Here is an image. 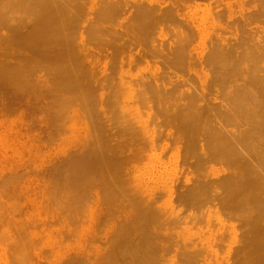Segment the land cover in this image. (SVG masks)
<instances>
[{
    "label": "rangeland",
    "instance_id": "1",
    "mask_svg": "<svg viewBox=\"0 0 264 264\" xmlns=\"http://www.w3.org/2000/svg\"><path fill=\"white\" fill-rule=\"evenodd\" d=\"M9 1L0 0V12L16 19L20 13L14 9L15 5L10 9ZM68 1V10L65 7L71 13L68 18L73 14L75 17V8L80 7L77 16V24H80L74 34V43L76 50L88 57V62L83 60V68L85 66L87 81L93 77L88 84L93 81L94 86H91L96 97L92 99L95 98L97 103V109H94L97 110L94 111L96 116L90 115L89 110L83 112L73 104L68 105V117L55 123L51 120L52 124L47 118L50 115L44 112V116L43 111L38 109H25L24 125H17L16 119L11 125L0 123V264H67L74 258L84 261L95 251L104 255L110 240L113 248L108 255L112 256L116 251L115 228L124 226L127 220L136 221L139 215L133 214L132 202L119 204L122 207H109L110 199H105L97 188H80L75 180L79 176H73L75 172L71 174L72 170L67 168L73 159L83 153L86 139L93 134L96 126L104 125V132H109L111 144L115 145L117 141L114 139L125 134L124 131L122 133L125 115L130 117L129 114L133 113L137 114L133 115V128L140 136L134 148L137 151L144 148V156L141 163L128 161L127 154H122L120 159L125 165L120 171L122 173L119 172L120 179L133 200L141 199L157 213L160 211L161 219L166 228L172 230V235L183 233L181 237L184 241L181 239V242L174 236V239L171 237L173 240L169 236L165 238L167 244L172 245L169 248L163 239L157 240L159 255L164 252L162 264H248L246 255L254 237L251 224L254 227L259 225L262 234L260 243L264 244V219L260 224L253 223L257 220L250 218L248 209L234 208L226 202V190L236 178L241 183L243 173L234 163V158L213 153L208 128L211 125L218 127L217 123L213 124V121L216 122L215 113L210 109L212 111L221 105L226 92L231 89V84L220 82V77L224 76V72L230 75L229 68L235 64L240 65L243 71L248 63L250 70V63L245 59L262 55L264 0ZM142 15H149L155 22L149 37L146 35V42L141 41L137 31L132 29L142 23ZM99 29L104 32L100 37L96 33ZM91 30H96L99 39L96 36L93 37L97 40L92 38ZM217 63L220 65L216 66ZM218 68L221 71H216ZM231 78L229 82L234 80ZM201 107L206 108L205 114L209 112L206 117L210 120H201L203 132L194 136L191 150L190 143L187 144L179 131L175 115L194 114L196 110L203 111ZM40 116H44V120ZM136 122L141 123L138 126ZM249 129L244 120L227 128L233 133L232 140ZM127 164L132 168L131 175L126 174L130 171L126 169ZM261 172L259 178H264V168ZM74 180L77 187L69 185L67 196L83 206L82 212L68 216L60 212L50 214L49 210L40 208L45 200L58 199L57 189L72 184ZM111 209L118 211L116 213ZM168 215L172 218H166ZM166 219L177 221V224L170 225ZM62 237L71 239L63 243ZM178 245L181 250L176 247ZM179 251H182L181 255ZM165 253L169 256L167 259Z\"/></svg>",
    "mask_w": 264,
    "mask_h": 264
},
{
    "label": "bare ground",
    "instance_id": "2",
    "mask_svg": "<svg viewBox=\"0 0 264 264\" xmlns=\"http://www.w3.org/2000/svg\"><path fill=\"white\" fill-rule=\"evenodd\" d=\"M13 1L14 0H10L8 2V6L12 10V8L15 5L14 9L18 10V13H20L16 15V19L14 16L9 17L8 14L0 12V87H1L0 88V123L11 125L16 119L17 125L18 123L20 125H24L23 122H25L24 121L25 109H30V111H32L33 109L35 110L38 109V110L43 111L42 112L43 115L45 113H48V115H50L47 118H50V120L48 119V121H49V124H52L51 120L52 122L54 121L53 123H55V122H59L60 120L62 121L64 118L68 117L66 116L68 115L67 109H70L69 108L70 105L73 106V104H75L78 108L80 107L82 111L89 110L90 115L93 114L94 116H96V112L94 111H97V110H94V109H97L95 108V105H97V103L95 101L96 100L95 98L92 99L93 97H96L94 93L95 91L92 88V86H94V84L92 83L93 81L89 83L90 85L88 84V81L93 80V77L89 79L90 76L88 75L89 80L87 81V79H85L86 77L85 73H87L85 72V66L83 68V65H84L83 60L87 59V62H88V57H86V55L84 54H81L80 51L78 52L76 50L75 43H74V40L76 38L74 37L75 36L74 34L77 28L79 27L78 25L80 24V23L77 24L79 22V20H77L78 19L77 16H79L80 14L78 13V8L80 7L75 8L77 9L76 11L78 15L76 14V16L74 17V14H73L70 18H68L70 16L69 14H71L67 12L69 8L68 0H16L17 3L16 2L14 3ZM11 2L13 5L11 4ZM65 7L67 8V10ZM80 10L81 9H79V12ZM106 14L107 13H104V15ZM65 17L66 19L67 18L68 19L65 20ZM140 21L142 23L137 22L138 23L137 26L133 27L134 26L133 25L132 29L137 31V35L139 36V39H141V41L146 42L147 37H149L148 34H151L150 31L152 30V26L154 25L155 22L153 21L152 17H150L149 15H142V17L140 18ZM103 29L97 30L98 32L96 30L94 31L91 30L92 38H94L97 34L99 37L101 35H104V32H102ZM95 31L97 34H95ZM146 35L148 36L146 37ZM98 36H96V38ZM260 52L262 53V55L257 54L255 56H251L250 58L245 59L246 61L250 63V70H248V63L243 61L244 63H246L245 64L246 67H244L242 71L241 70L242 67L234 63L235 60L237 59L236 58L234 62L233 61L232 62L233 64L237 66L235 65L230 66L229 68L230 75L227 72H224V76L220 77V82L222 83L228 82L227 84L230 83L231 89L229 90L228 93L225 91L226 92L225 100H223L221 105L215 107V109L212 111L210 109V112L215 113L214 116H215L216 122L213 121V124L217 123L218 127L217 125H211L210 128L207 127L209 129V133L211 132L209 135V139L213 147V153L217 155H222L225 157L234 158V163L237 166H239L241 172L243 173L241 176V179H243V181L239 183L236 180L237 178L234 179L233 184L230 187H228V189L226 190L227 192V196L225 195L226 198L224 196L223 197L226 199V202L231 204L234 208L242 207V208L248 209V211L250 212V216H251L250 218L253 220H257V221H252V222L253 223L257 222L258 224H260L262 219H264V202L262 201V198L264 196V178L263 177L259 178V176L262 175L261 171H263V168H264L263 167L264 166L263 165L264 47H262V49L260 48ZM220 55L221 56L219 57L220 59H222L221 52H220ZM218 64L219 63H217L216 66H218ZM260 65H261V68H260ZM216 71H221V68H218ZM237 73L238 75H236ZM232 76L234 80L229 82V79ZM241 81H244L243 82L244 84ZM239 82H241L242 84H240ZM187 92L189 93V90ZM58 94H60L61 96H58ZM182 96H183V93H182ZM181 99L182 97L180 98V100ZM204 100L205 99H203V101ZM94 101H95V104H94ZM171 101H173V98ZM166 103H167V100H166ZM76 106L75 108H77ZM186 106L184 107L186 108ZM181 107L179 106L178 108H181ZM208 107L210 108V106ZM242 109L243 111H246V112L240 111ZM117 110L119 111V109ZM202 110L204 112L201 110L200 111L194 110L195 111L194 114L189 113L186 116L183 115V117H182V114L175 115L177 126L180 127L179 131L180 133H182V136H184L185 139L187 140V144L190 143V147L191 146L194 147L193 146L194 136L196 134L198 136V132L203 130V123L201 120L203 121L210 120V118L206 117V114L209 113L208 112L205 114L206 108L203 107ZM68 112H71V111L68 110ZM134 114L135 113L129 114L130 117H126L125 115V121L123 123L125 129L122 130V133L124 131L125 134H123L122 136L118 135V137L114 139L115 141H117L115 145L111 144L110 135H108L109 132L108 133L104 132V128H103L104 125L103 126L99 125V127L96 126L94 128L95 131L93 130L94 131L93 134L88 136L86 139L87 141L85 142L86 147L85 149L82 150L83 153L82 154L78 153L80 157L77 156L79 158L73 159V161H71L70 163V166H68L67 168V169L72 170L71 174L75 172V175L73 174V176H79L75 178V180L79 183L80 188H83L86 186L91 187L93 189L97 188L99 189V191H101V193H103L105 199L107 200L110 199L111 204L109 207L113 208V207L118 206L119 204L132 202L133 214L139 215V218L136 221L134 220L125 221L123 223L124 226L118 225V228H115L114 227L115 225L112 224L116 231V237L114 238L115 240L113 239L114 241H116L115 242L116 251L113 252L112 256L111 254L108 255L109 252H111L110 248H113V243L109 239L110 240L109 247L105 252L107 256L105 257L106 255L105 253L104 255L103 254L101 255L100 252L95 251L92 253L91 256H88V260L90 261L91 264H162L163 258H161V256L164 252L161 255H159V251H157L159 250V247H158L159 244L156 243L157 240L159 241L163 239V243H165L166 244L165 246L169 248L172 245L167 244V240L165 241V238H168V236H169V239L171 237L173 238L174 236L178 238L180 242H181V239H183L181 237L183 233L182 235H180V233L175 232L172 235L171 234L172 230L170 231L169 228L168 229L166 228V224L163 222V219H161L162 215L160 211H158L157 213L155 211L156 209L154 210L151 206L146 205L145 202L140 201L141 199L133 200L128 194V191L126 190V186L120 179L119 172L121 171L122 167L125 165V162L122 159H120L122 158V154H127L128 161L130 160L139 161V162L143 161L142 159L144 156V151H143L144 148L141 151L140 149L137 151L134 148V146L135 147L137 146L136 142L140 141L139 133H138V136H139V139H138L137 133L133 128V124H135L134 122L135 120L133 119ZM44 116H40V117H42L43 119ZM137 117L135 118L137 119ZM42 119L40 120L42 121ZM131 120L133 121V123ZM243 120H244L245 125L249 126V128L251 129H249L247 132L239 133L236 136V138L232 140L233 133L228 132L227 128L231 124H234L237 121L239 122ZM122 122H123V119H122ZM139 123L141 122L137 123L138 126H139ZM35 125L36 124H34V126ZM115 126L116 124L114 125V127ZM142 128L144 132L143 125H142ZM86 129L87 128H85V130ZM120 131H117V132L120 133ZM145 137H147V135H145ZM121 138L122 140H120ZM126 138H129V139L125 140ZM50 139L49 141H51ZM147 140L149 142V139ZM192 147H191V150H192ZM67 163H69V161ZM128 168L130 169L129 165L126 169ZM126 174L131 175L132 168L130 169V171H127ZM86 178H87V184H86ZM60 180H62V178H60ZM75 180L73 181L72 184L69 183L65 185V187H61L57 189L56 192H57V195H59L58 199L57 198L53 200L47 199L45 200L46 203L42 205L40 208H43L45 211L49 210L50 214H58V212H60L63 215H68V216L73 213L79 214L80 212H82L83 206H81L80 203L77 205V203H75L76 201L74 202L73 200L70 199L69 196H67L69 193L68 191L69 185L77 187V185L75 184L76 183ZM132 182L133 181L131 177V183ZM129 186L131 185L129 184ZM131 187H134V185H132ZM93 189L91 191H93ZM134 191L135 190H133V192ZM94 193H95L94 195H96V192ZM88 194L90 193L88 192ZM194 197H196V195H194ZM142 204H144L143 208H142ZM122 206L123 205H121L120 207ZM126 206L125 208H127ZM108 209H106L107 212H108ZM127 209H130V208L128 207ZM113 211H116L117 213L118 210H113ZM123 211L126 213L125 210ZM132 211L130 212L132 213ZM109 213L108 215L111 216V214ZM116 213L114 212L115 215H118ZM134 215L133 217L135 218ZM115 218H112L114 222H115L114 220ZM127 218L128 217H126L125 219ZM166 218H172V217H169L168 215L166 216ZM118 219L120 220V217H118ZM165 221L169 222L170 225H172L171 223L177 224V221H171L170 219L168 220L166 219ZM119 223H121V221ZM251 228L254 232V237L252 238L253 243L251 244V248L248 250L247 255H246V257H248V264H264V244L260 243L262 234L259 230V225L258 226L256 225L254 227L253 224H251ZM115 231L113 232L115 233ZM110 235H113V234H110ZM62 239H64L63 243H65L71 238L62 237ZM169 241L170 240H168V243ZM176 247L177 248L179 247V250H181L180 245ZM181 252L182 251H179V255L182 254ZM168 257L169 256H167L166 259ZM79 259L81 258H77V260H75L74 258L72 259L73 261H68L67 264H71V263L72 264L73 263L74 264H89L88 260L83 261L82 259L81 260Z\"/></svg>",
    "mask_w": 264,
    "mask_h": 264
}]
</instances>
